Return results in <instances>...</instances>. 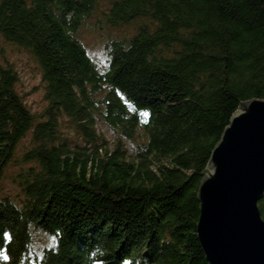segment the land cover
Returning a JSON list of instances; mask_svg holds the SVG:
<instances>
[{
	"label": "trees",
	"instance_id": "16d2710c",
	"mask_svg": "<svg viewBox=\"0 0 264 264\" xmlns=\"http://www.w3.org/2000/svg\"><path fill=\"white\" fill-rule=\"evenodd\" d=\"M100 1L0 0V35L35 57L46 100L32 111L0 59V264H209L199 186L234 112L264 98V0ZM98 10L137 28L105 68L77 37ZM65 119L95 151L69 146ZM99 121L136 154L99 145ZM30 132L17 201L1 181ZM38 231L54 240L41 250Z\"/></svg>",
	"mask_w": 264,
	"mask_h": 264
},
{
	"label": "water",
	"instance_id": "95a60500",
	"mask_svg": "<svg viewBox=\"0 0 264 264\" xmlns=\"http://www.w3.org/2000/svg\"><path fill=\"white\" fill-rule=\"evenodd\" d=\"M264 98L240 104L211 153L197 234L209 264H264Z\"/></svg>",
	"mask_w": 264,
	"mask_h": 264
},
{
	"label": "rangeland",
	"instance_id": "374dc122",
	"mask_svg": "<svg viewBox=\"0 0 264 264\" xmlns=\"http://www.w3.org/2000/svg\"><path fill=\"white\" fill-rule=\"evenodd\" d=\"M111 0H102L103 7L108 8ZM103 10H98L94 17L89 19L77 33V37L84 43L88 53L98 63L101 68H105L108 64L107 45L114 38H129L136 32V26L131 23L122 27H109L98 20ZM0 59H8L17 69L21 82L19 91L23 96L28 107L35 113H40L46 106L45 100V84L42 80V73L35 57L17 44L7 41L0 35ZM107 124L99 121L96 126L97 132L104 137L99 141V145H107L105 147L116 149L120 146V151H124L127 155L134 156L136 154L135 146L131 140L120 135L119 132L111 130ZM62 133L66 137L69 146L72 149L93 152L95 144L90 143L84 135L80 134L72 122L65 119L63 122ZM33 132H30L17 145L13 160L5 170L1 181V188L5 195L16 197L18 201L21 194L19 186V175L28 168L29 164L24 161V154L32 148ZM21 197V196H20ZM53 238L38 231L35 234V249L41 250L46 245L53 243Z\"/></svg>",
	"mask_w": 264,
	"mask_h": 264
},
{
	"label": "snow or ice",
	"instance_id": "6c2138e0",
	"mask_svg": "<svg viewBox=\"0 0 264 264\" xmlns=\"http://www.w3.org/2000/svg\"><path fill=\"white\" fill-rule=\"evenodd\" d=\"M3 238H7V239H11V236H10V234H8V233H4L3 234ZM8 257H7V255H5V259H7Z\"/></svg>",
	"mask_w": 264,
	"mask_h": 264
}]
</instances>
